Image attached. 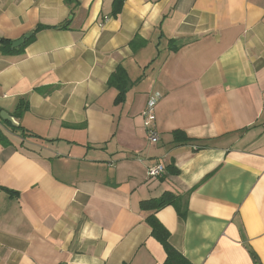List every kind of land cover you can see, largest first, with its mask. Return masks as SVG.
<instances>
[{"label":"crops","instance_id":"0c3cea01","mask_svg":"<svg viewBox=\"0 0 264 264\" xmlns=\"http://www.w3.org/2000/svg\"><path fill=\"white\" fill-rule=\"evenodd\" d=\"M113 1L0 0V38L52 27L0 53V112L36 136L0 119V264H163L140 203L165 192L191 264H264V0Z\"/></svg>","mask_w":264,"mask_h":264},{"label":"trees","instance_id":"16d2710c","mask_svg":"<svg viewBox=\"0 0 264 264\" xmlns=\"http://www.w3.org/2000/svg\"><path fill=\"white\" fill-rule=\"evenodd\" d=\"M124 0H114L113 1V16H116V14L120 11L122 3ZM52 27H45V26H37L31 33L32 35L25 40L24 44L17 47L12 48L11 44L12 42L3 38H0V53L3 55L7 54H20L23 52L24 47H26L29 43H31L37 32H39L42 29H48ZM56 29H63L65 28V25L56 26L54 27ZM134 84L132 82L126 72V70L121 66L118 65L116 69L111 73L109 76L106 86L108 88H113L116 90L117 94L115 97V103H120L124 101L125 93L126 91ZM1 119V117H0ZM3 120V119H2ZM5 121V120H3ZM7 122L13 130L18 129L20 130L23 135H29L31 137H36L33 134L28 133L26 130H24L21 126L14 127L12 126L8 121ZM179 131H176L174 133H177ZM3 137L0 134V140H2ZM173 174H178L177 170L172 171ZM4 191L11 193L8 190ZM189 193V192H188ZM188 193H186L184 196H177L169 192L163 193L159 198L152 199L148 201H143L140 203V209L143 211H158L164 207L172 206L178 216L183 219L185 217L186 213V202H187V196ZM149 213L146 218L145 222L149 226L151 230V235L154 237L163 247L165 251V261L163 264H191L186 258H184L176 249L172 247V245L169 242V232L163 227V225L157 220V218L154 216V213Z\"/></svg>","mask_w":264,"mask_h":264},{"label":"built area","instance_id":"2783aa9c","mask_svg":"<svg viewBox=\"0 0 264 264\" xmlns=\"http://www.w3.org/2000/svg\"><path fill=\"white\" fill-rule=\"evenodd\" d=\"M161 99V96L150 97L147 102L144 111L142 112L143 117V127L147 133V139L151 144H156L159 141V136L155 127V106L158 101ZM164 172V166L161 163H158L154 166H151L147 170V175L149 178H157L161 176Z\"/></svg>","mask_w":264,"mask_h":264},{"label":"water","instance_id":"95a60500","mask_svg":"<svg viewBox=\"0 0 264 264\" xmlns=\"http://www.w3.org/2000/svg\"><path fill=\"white\" fill-rule=\"evenodd\" d=\"M31 35H32V33L30 32V33L26 34L24 37L12 42V44H11L12 48H17V47L23 45L25 40L28 39ZM0 117H1V119L8 121L12 126H14V127L18 126V124L13 120V118L10 117L7 113L0 112Z\"/></svg>","mask_w":264,"mask_h":264}]
</instances>
